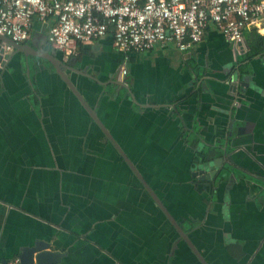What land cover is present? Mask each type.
Returning a JSON list of instances; mask_svg holds the SVG:
<instances>
[{
	"label": "crops",
	"instance_id": "0c3cea01",
	"mask_svg": "<svg viewBox=\"0 0 264 264\" xmlns=\"http://www.w3.org/2000/svg\"><path fill=\"white\" fill-rule=\"evenodd\" d=\"M53 23L0 72V264L36 240L57 264H203L53 56L208 264H264V24L238 47L212 25L187 52H132L126 88L112 32L60 51Z\"/></svg>",
	"mask_w": 264,
	"mask_h": 264
},
{
	"label": "built area",
	"instance_id": "2783aa9c",
	"mask_svg": "<svg viewBox=\"0 0 264 264\" xmlns=\"http://www.w3.org/2000/svg\"><path fill=\"white\" fill-rule=\"evenodd\" d=\"M35 20H53L48 40L60 51H72L112 32L123 56L124 80L132 52L168 43L187 52L203 41L212 25L238 47L247 29L264 24V0H0L1 48L9 53L11 42H28ZM9 264L21 263L15 259Z\"/></svg>",
	"mask_w": 264,
	"mask_h": 264
},
{
	"label": "water",
	"instance_id": "95a60500",
	"mask_svg": "<svg viewBox=\"0 0 264 264\" xmlns=\"http://www.w3.org/2000/svg\"><path fill=\"white\" fill-rule=\"evenodd\" d=\"M4 40L3 37H0V41ZM11 45L14 47L13 51H16L20 46H22L19 43L11 42ZM11 58V54L7 53L5 49H0V72L3 68L7 66V61H9ZM49 60L52 61L53 65L55 66V70L57 73L64 79V81L70 86L71 90L75 94V96L79 99V101L82 103V105L87 109V111L90 113V115L93 117L95 122L101 127V129L105 132L107 138L109 141L114 145V147L118 150L119 154L121 155L122 159L125 161V163L129 166L131 171L135 174V176L138 178V180L141 182L142 186L146 189V191L151 195L152 199L156 203V205L161 209V211L166 215L169 222L174 226L175 229L179 232V234L183 237L185 242L189 244L193 252L198 256V258L201 260L203 264H208L200 255V253L195 249L193 244L188 238V235L185 233V231L182 229L180 224L177 222V220L170 214L164 203L161 201V199L158 197V195L155 193V191L151 188V186L147 183L145 178L142 176L136 165L131 161V159L128 157V155L122 150L120 145L117 143V141L114 139L110 131L105 127V125L102 123L100 118L98 117L96 111L90 107L86 99L80 94V92L74 87V85L70 82L69 77L67 76V73H65V66L64 63L57 60L54 56L49 58ZM114 83L119 86L126 87V84L124 81L120 80V73L115 77ZM231 84V82H230ZM235 78H233V85H235ZM128 88V87H126ZM217 162V161H216ZM198 172L201 175H206V177H209V175L206 173L207 169L213 170V167L209 168V164L205 161H202L199 167L197 168ZM66 255V253H63L61 251H54L51 249V243L46 242L43 240H36L32 245L23 247L21 249V253L19 255V260L21 264H57L61 262V259ZM3 264H7V261H3Z\"/></svg>",
	"mask_w": 264,
	"mask_h": 264
},
{
	"label": "trees",
	"instance_id": "16d2710c",
	"mask_svg": "<svg viewBox=\"0 0 264 264\" xmlns=\"http://www.w3.org/2000/svg\"><path fill=\"white\" fill-rule=\"evenodd\" d=\"M204 155H206L204 152H199V153H197V154H196V160L198 161V159L204 157ZM205 160H206V158H205Z\"/></svg>",
	"mask_w": 264,
	"mask_h": 264
}]
</instances>
